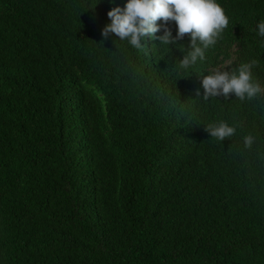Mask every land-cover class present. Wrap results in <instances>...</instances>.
Returning a JSON list of instances; mask_svg holds the SVG:
<instances>
[{"label":"trees","instance_id":"trees-1","mask_svg":"<svg viewBox=\"0 0 264 264\" xmlns=\"http://www.w3.org/2000/svg\"><path fill=\"white\" fill-rule=\"evenodd\" d=\"M218 2L229 27L185 72L188 35L103 39L127 0H0V264H264V92L202 87L250 59L264 86V0Z\"/></svg>","mask_w":264,"mask_h":264},{"label":"clouds","instance_id":"clouds-1","mask_svg":"<svg viewBox=\"0 0 264 264\" xmlns=\"http://www.w3.org/2000/svg\"><path fill=\"white\" fill-rule=\"evenodd\" d=\"M110 23L101 31L103 39L114 34L119 41L127 43L136 49L142 48L141 41L152 37L159 45L167 48L176 44L185 35L190 37V44L179 61V69L187 72L198 63L205 60V52L214 48L230 24V17L218 0H127L123 8L115 7L107 13ZM158 21L163 23L158 25ZM175 22L176 36L166 26ZM163 31V35L155 36ZM257 34L264 37V20L256 25ZM259 61L250 59L239 64L234 70L214 68L202 79L203 99L223 96L225 99L234 94L241 101L252 99L264 92V86L254 80L253 69ZM199 95V92H197ZM212 138L223 141L235 135L236 129L227 122L211 123L205 129ZM254 137H244L246 147H251Z\"/></svg>","mask_w":264,"mask_h":264}]
</instances>
